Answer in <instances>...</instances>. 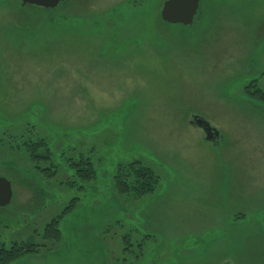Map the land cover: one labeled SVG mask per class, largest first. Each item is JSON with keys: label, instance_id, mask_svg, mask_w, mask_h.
Wrapping results in <instances>:
<instances>
[{"label": "rangeland", "instance_id": "rangeland-1", "mask_svg": "<svg viewBox=\"0 0 264 264\" xmlns=\"http://www.w3.org/2000/svg\"><path fill=\"white\" fill-rule=\"evenodd\" d=\"M163 1L37 9L0 0V176L12 188L0 242L40 245L8 264H264V225L254 218L264 220V196L239 180L244 214L226 226L204 195L202 162L222 160L224 149L229 158L232 144L245 176L250 148L198 141L192 123L244 131L256 102L243 87L264 89V0H199L189 26L163 22ZM36 138L48 158L24 149ZM80 158L94 169L89 180L69 164ZM137 161L154 171L155 190L123 194L115 173ZM54 218L60 237L44 240Z\"/></svg>", "mask_w": 264, "mask_h": 264}, {"label": "crops", "instance_id": "crops-1", "mask_svg": "<svg viewBox=\"0 0 264 264\" xmlns=\"http://www.w3.org/2000/svg\"><path fill=\"white\" fill-rule=\"evenodd\" d=\"M253 106L254 107H250L251 111L248 112V116H250L251 119L241 124L240 129H243L244 131L239 133V135H237L236 128L229 126L225 131L218 129L217 127L215 128L219 132V136L216 138V143L204 140V134V136L200 137L195 136L198 141H207L212 147H220L224 144L225 139H229L238 144H240V141L246 142V146L251 150L249 153L251 156L250 158H247L246 161L248 163L246 169L247 175L245 176L240 174L241 172L238 169L241 163L239 162L240 160L232 156L233 151H237L236 148H233L232 150V144L229 148V151L232 153L229 158H227L226 149H224L222 150V152H224L222 160H207L206 162H202L204 175L203 185L205 187L204 195L207 201L213 206V208H210L211 210H214L212 216L214 219L213 221L216 223L218 221V224L220 223V220H222L227 226L231 224L230 221L227 220L228 217L230 219L232 217L231 215L244 214V205L240 208L238 202V200L245 197L244 193L247 192L246 185L245 187L239 185V182L244 177H247V181L249 182L248 192H251L253 196H264V107L257 103H254ZM189 183L194 187L191 191H194L195 189L199 190V187H197V184H195L193 180H190ZM262 213L261 216H263L264 219V212ZM220 215H223L224 217H220ZM218 217H220V219H215ZM254 218L257 220V225H264V220L262 221L260 218ZM239 221H241L240 223H243L249 221V219L244 216L243 219H240ZM250 226L255 227L256 225L254 224ZM258 237L263 241V235H259ZM240 259L238 258V260ZM234 260H236L235 257L226 260V262L229 263ZM226 262L223 261V263Z\"/></svg>", "mask_w": 264, "mask_h": 264}, {"label": "trees", "instance_id": "trees-1", "mask_svg": "<svg viewBox=\"0 0 264 264\" xmlns=\"http://www.w3.org/2000/svg\"><path fill=\"white\" fill-rule=\"evenodd\" d=\"M62 3L63 1L61 4ZM27 5L21 4V6ZM32 7L37 8L35 6ZM61 19L65 20V17H62ZM243 91L248 99H251L253 102H256L264 107V89L261 86H258L255 80L248 81V83L243 87ZM23 143L25 146L24 149L32 160L38 161L49 157V153L47 151L48 148L46 147V143L43 139L36 138L33 141H26ZM88 160V158H80L79 161L70 160L69 163L74 169V174L83 180L91 179L94 173V169H92ZM39 170L44 173L47 172L48 175L53 174L50 169L39 168ZM114 179L116 181L117 188L121 191V193H132L136 196L152 192L155 190L158 182V178L151 167L144 166L139 161L119 165ZM57 224L58 218H54L49 221L48 224L44 226L41 237L47 241L49 239L58 240L60 237V230ZM39 249L40 245L34 242L14 241L9 246L0 242V264H8L16 258L26 254L38 253Z\"/></svg>", "mask_w": 264, "mask_h": 264}, {"label": "water", "instance_id": "water-1", "mask_svg": "<svg viewBox=\"0 0 264 264\" xmlns=\"http://www.w3.org/2000/svg\"><path fill=\"white\" fill-rule=\"evenodd\" d=\"M64 0H20L22 5H32L37 8L50 9L61 4ZM199 0H164L161 4L159 17L163 22L170 24L191 25L196 17L199 8ZM195 123L204 132V140L217 142L219 136L217 129L212 127L206 119L193 116L192 123ZM12 199V188L10 181L0 176V207L8 204Z\"/></svg>", "mask_w": 264, "mask_h": 264}]
</instances>
